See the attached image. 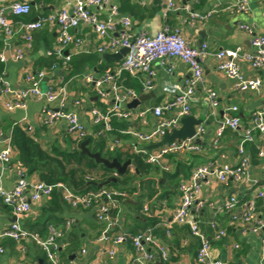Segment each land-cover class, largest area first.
<instances>
[{
	"label": "crops",
	"instance_id": "obj_1",
	"mask_svg": "<svg viewBox=\"0 0 264 264\" xmlns=\"http://www.w3.org/2000/svg\"><path fill=\"white\" fill-rule=\"evenodd\" d=\"M15 1L24 0H0V5L8 6ZM236 2L237 0H175L176 9L171 10L165 0H110V4L116 6L119 12L116 22L122 18L130 19V30L134 35L144 32L155 36L164 27L170 26L180 29L184 37L196 48L206 42L212 52L238 47L251 52L254 50L251 36L241 30L240 25L252 26L257 34L264 35V0H247L248 11L244 13L232 10ZM70 8L67 0H36L32 2L30 15H7L13 26V33L8 35L0 29V79H4L13 91H25L28 89L26 75L44 72L42 89L64 86L68 93L66 110L78 115L86 129L94 133L98 129L93 124L91 108L108 111L113 108L114 103L112 96L108 100L100 98L85 79L91 75L98 77L116 71L122 63V60L106 61L103 57L105 53L99 51L100 47L108 44V38L100 37L89 25L82 24L73 29V35L83 42L79 48L68 45L64 50L65 56L69 55L74 60L72 67L76 73L73 75L69 74L70 70H67L64 57L54 53L49 55L57 46L59 28L56 25L47 24L34 32L33 48L27 50L22 59H17L18 51L24 48L21 22L36 21ZM93 10L102 21L112 22L108 9ZM191 11L210 16L205 21L192 25L189 16ZM117 28L119 31L122 26L118 24ZM117 31L112 33V36L117 37ZM1 56L5 61L1 60ZM52 63L53 66L48 68ZM171 63L174 65L172 74L168 72L167 66L160 62L153 63L156 76L152 81L153 87L149 90H145L148 74H122L119 80L122 86L136 91L139 95H149V100L143 102L137 110L164 106L179 94V89L175 86L182 88L186 80L192 77L193 72L187 64L178 59L172 60ZM239 65L245 77L258 76L262 79L261 90H236L234 81L218 72L214 59L208 58L203 65L204 81L197 86L191 100L192 116L202 121L201 127L204 129L199 139L201 150L167 156L165 170H168V175L161 171L152 172L150 177L155 180L153 185L146 183L143 186L139 183L138 190L133 194L124 191L127 196L119 202L117 216L109 229V241L101 240L107 225L98 220L95 211L72 208L60 195L59 206L51 196L41 199L32 206L29 213L23 215L16 214L13 208L5 205L0 198V229L18 221L21 227L31 234L29 238L20 241L0 238V264H48L44 250L31 236L47 237L51 226L59 228L64 234L60 250L63 264H141L132 242L116 244L114 240L126 232L137 235L149 230L157 243L168 252V260L164 261L158 249L150 246L154 252L155 264H198L196 255L199 241L192 236L187 226L170 222L181 203L180 186L190 179L195 168L206 165L221 167L223 164L236 165L240 162L238 147L245 131L252 125L253 113L264 107V68L253 70L244 60H241ZM3 89L0 80V152L11 143V131L17 125L26 130L32 127L30 135L44 148L49 149L54 144L63 148L76 146L72 142L75 138L68 133L65 121H57L50 126L43 123V112L47 106L44 101L32 99L27 102L25 108L9 111L6 103L11 95L3 94ZM211 92L217 93L218 106L215 112L210 107ZM57 104H52V107ZM234 106L239 109L237 113L231 110ZM174 113L175 111L169 112L164 117H171ZM235 114L241 118L240 127L225 130L218 139L217 132L223 118ZM158 120L153 113H148L145 124L141 118L134 119L132 124L134 129L149 133L156 128ZM216 139L218 144L214 145ZM160 140L162 139L142 145L147 147ZM245 149L250 160L248 178L222 183L215 176H209L202 181L201 191L197 196L198 206L196 204L192 207L191 216L198 221L202 233L209 240L212 256L216 260L228 264H264L261 234L252 231L254 222H244L240 207L244 202L253 200L256 205V218L264 221V199L257 197L264 182V158L258 156L259 150L264 149V143L255 134L254 141L248 142ZM17 158L13 152L11 162L0 165V176L8 190L16 185L22 170L30 184L40 181L37 175H28ZM177 173V178H173ZM151 187L156 191L152 198L148 197ZM232 198H237L240 205L232 211H226L224 206ZM212 223L216 224L215 229L211 227ZM221 231L224 232L223 235H220Z\"/></svg>",
	"mask_w": 264,
	"mask_h": 264
},
{
	"label": "built area",
	"instance_id": "obj_2",
	"mask_svg": "<svg viewBox=\"0 0 264 264\" xmlns=\"http://www.w3.org/2000/svg\"><path fill=\"white\" fill-rule=\"evenodd\" d=\"M36 0L15 1L8 6L0 5V29H3L8 35L13 33V26L8 21L7 15L11 13L17 17L28 16L32 11V2ZM168 2V7L171 10L176 9L175 0H165ZM70 5V10H61L56 14L47 17H41L36 21L21 22V30L23 32L24 48L18 51L17 59H22L27 50L33 48V33L41 30L45 25H56L59 28L57 38V46L55 51L50 52L64 57L66 64L71 60V57L65 56L64 50L68 45L80 47L83 43L73 35V29L80 25L91 26L102 38H108V44L99 48L101 53H116L122 48H128L129 52L125 55L121 65L116 71L107 72L98 77L91 75L86 77L87 84L93 86L97 95L104 99L113 98L114 106L111 110L103 111L100 108H91V116L93 124L98 130L93 133V136L99 137L105 133L112 131L113 119L125 120L133 123L136 118H141L144 124L148 113H153L157 117L158 123L156 128L144 133L129 127L123 130L122 133L130 136L136 145L150 144L155 140L162 139L166 133H172L181 128V120L188 116H192L191 100L197 86L204 81L203 65L208 58H213L215 61L216 70L223 73L227 78L234 81V87L241 92H259L262 88L263 81L260 77H245L241 72L239 62L244 60L248 62L253 70L264 68V35L256 33L254 27L241 24L240 29L247 32L251 36V45L253 51L247 52L243 48L222 49L217 52H212L209 49L208 43H203L199 47H193L190 42L184 37L180 29H173L170 26L164 27L155 36L144 32L134 35L131 32L132 22L128 18H122L120 21L116 17L119 12L116 6L110 4V0H67ZM108 9L112 22H105L99 18L97 12L93 10ZM189 10V8H187ZM237 13L248 11L247 0H237L236 5L232 8ZM190 11V10H189ZM192 25L198 21H205L210 14L202 15L196 12H189ZM118 24L122 29L117 31ZM118 32L117 37L112 36V33ZM178 59L187 64L193 75L186 80L182 88L179 89V94L176 98L164 106H158L153 109H123V106L137 99L139 94L129 88L122 86L119 80L123 73L136 75L138 73H146L149 79L145 83V90L152 89V81L156 76L153 69V63L160 62L163 66H167L170 74L174 72L172 60ZM1 60L5 58L1 56ZM45 78L44 72L28 74L25 77L28 83V89L25 91H13L10 86L0 79L3 85V94H10L11 98L6 103V108L13 111L19 108H25L28 101L32 99L44 101L47 106L44 108L43 123L53 125L57 121H65L68 133L75 139L85 138L89 132L86 127L80 122L78 115L66 110L68 102V93L64 86H51L47 89H42V81ZM58 103L56 107L52 104ZM218 106L217 93H210V107L215 112ZM233 112H238V107L231 108ZM175 113L171 117H164L169 112ZM241 125V118L237 114L229 115L223 118L217 132L219 139L227 129H238ZM29 132L33 128L28 129ZM204 132L203 127L196 128V134L193 138L176 140L167 143L161 148L153 151H147L145 147H137L138 153H143L146 161L149 164H156L162 169H167L165 161L167 156L184 151L199 152L201 147L197 142ZM257 134L264 143V107L256 111L252 115V125L245 131L238 152L241 156L240 162L236 165L223 164L221 167L211 165L199 166L195 168L188 181L180 186L181 203L174 211L170 224L187 226L190 229L192 236L199 241V249L197 251L196 260L198 264H228L216 260L212 256V249L209 240L202 233L198 221L191 216V209L197 204V196L202 187V181L209 176H215L220 182L225 183L229 180L242 181L248 178V167L250 160L246 154L245 146L248 142L254 141ZM0 139L2 135L0 134ZM218 144V140H214V145ZM117 142L110 145V149L114 150ZM11 143L0 152V165L8 164L12 159ZM258 156L264 158V149L259 150ZM20 178L16 185L8 190L4 187L2 177L0 176V198L8 207H12L16 214L23 215L32 210V206L38 203L43 198H49L54 193H59L63 201L72 208H81L84 210L95 211L100 222L107 225L105 234L102 236V241H109L110 226L114 223L111 216V211L117 209L119 202L125 198L127 194L124 191L101 187L98 190L79 192L65 183L48 184L42 181L30 184L27 181L24 170L19 173ZM257 197L264 199V182L258 190ZM240 205L237 198H232L226 202L224 208L226 211H232ZM198 206V204H197ZM201 206V205H200ZM242 218L245 223L254 222L252 231L261 234V243L264 246V221L256 218V205L253 200L244 202L241 206ZM257 219V220H256ZM212 228H216V224H211ZM224 232L221 231L220 235ZM30 233L25 231L20 223L14 222L8 227L0 229V238H11L16 241L30 237ZM64 234L55 226L49 228L47 237L32 235L31 238L44 250L48 264H63L60 257L61 240ZM131 241L138 253V262L141 264H155L154 252L150 246H154L160 252L164 261L168 260V252L157 243L152 231H146L137 235L121 234L114 240L116 244H122Z\"/></svg>",
	"mask_w": 264,
	"mask_h": 264
},
{
	"label": "trees",
	"instance_id": "obj_3",
	"mask_svg": "<svg viewBox=\"0 0 264 264\" xmlns=\"http://www.w3.org/2000/svg\"><path fill=\"white\" fill-rule=\"evenodd\" d=\"M73 64L74 60L71 58L67 63V70H70L69 74L71 75L76 73L72 67ZM52 66L53 63L49 64L48 68ZM123 109L126 110L124 106ZM133 126L132 123L125 120L114 118L112 131L99 137L93 136V133L88 131L89 134L85 138L73 139L72 142L76 144L74 148H63L57 144L52 145L49 149L44 148L30 135L28 130L19 125L14 126L12 129L10 140L12 150L18 157L17 160L28 172V175H37L40 181L48 184L65 183L76 191L88 192L100 189L97 184L107 181L116 174L115 170L98 164L95 159L81 153V143L89 139L88 149L91 153H100L102 157L110 161L117 159L121 164L126 163L128 160L136 163V165L132 164L128 167L124 174L116 176V183L112 182L107 186L110 189L133 194L138 190L137 184L141 183L144 186L146 183L152 185L155 183V180L150 177L152 172L161 171L166 175L169 173L168 170L162 169L156 164H149L145 155L138 153L136 150L137 147L144 146L139 143L136 145L130 136L122 133L123 130ZM113 142H117V145L114 150H111L110 145ZM178 175V173L174 174L173 178H177ZM89 182L94 184L88 185ZM152 188H150V194L148 195L150 198L156 194V191ZM59 195L56 192L52 196L57 205L60 201ZM145 197L146 195H144ZM117 212L118 209L111 211L113 221L117 216ZM125 234L132 235L127 232Z\"/></svg>",
	"mask_w": 264,
	"mask_h": 264
},
{
	"label": "water",
	"instance_id": "obj_4",
	"mask_svg": "<svg viewBox=\"0 0 264 264\" xmlns=\"http://www.w3.org/2000/svg\"><path fill=\"white\" fill-rule=\"evenodd\" d=\"M129 52L128 48H122L121 50H119L117 53H105L103 55L104 59L108 62H115V61H121L123 60V58L125 57V55ZM149 100V95L148 94H141L139 95V97L133 101H131L130 103H127L124 105L125 108L127 109H137L139 108L143 102ZM202 121L197 119L194 116H188L186 118H183L181 120V128L178 130L173 131L172 133H166V135L162 138V140H160L157 143L151 144L147 147H145V149L147 151H153L156 149L161 148L162 146H164L167 143H171L174 142L176 140H182V139H188V138H193L196 134V128L198 126H201ZM90 140L86 139L81 143V153L84 155H88L89 157L95 159V161L98 164H102L105 167L109 168V169H113L116 171L117 176L118 175H122L126 172V170L128 169V167H130L132 164H135V162L128 160L126 163L121 164L117 161V159H113L112 161L104 158L101 156L100 153H91L88 149V144H89ZM197 142L199 143V139L197 140ZM116 183L117 182V178L111 177L110 179H108L107 181L97 184L98 187H105L108 186L110 183ZM94 184L93 182H89L88 185Z\"/></svg>",
	"mask_w": 264,
	"mask_h": 264
}]
</instances>
